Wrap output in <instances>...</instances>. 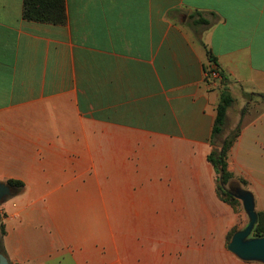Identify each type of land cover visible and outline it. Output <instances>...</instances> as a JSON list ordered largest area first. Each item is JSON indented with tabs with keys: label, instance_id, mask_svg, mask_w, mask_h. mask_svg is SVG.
Segmentation results:
<instances>
[{
	"label": "crops",
	"instance_id": "1",
	"mask_svg": "<svg viewBox=\"0 0 264 264\" xmlns=\"http://www.w3.org/2000/svg\"><path fill=\"white\" fill-rule=\"evenodd\" d=\"M24 2L0 0V182L24 183L0 205L9 264H264L228 247L248 212L217 193L206 77L210 53L242 125L229 171L262 175L264 0H65L64 23ZM183 167L193 201L166 194Z\"/></svg>",
	"mask_w": 264,
	"mask_h": 264
},
{
	"label": "trees",
	"instance_id": "2",
	"mask_svg": "<svg viewBox=\"0 0 264 264\" xmlns=\"http://www.w3.org/2000/svg\"><path fill=\"white\" fill-rule=\"evenodd\" d=\"M24 18L28 20H35L41 22H53V23H64L66 20V8L65 0H25L24 2ZM195 24L208 25L210 21L204 17L195 19ZM209 61L217 64V59L209 53ZM206 71H209V65L206 67ZM221 84L223 85L219 104L217 106V116L215 118L212 134L210 137L211 151L208 155V160L213 164L218 174L217 177V193L219 197L234 204L238 203L239 200L227 188V184L230 179L234 178L233 173L228 169V156L229 151L233 144L236 142L241 134V123H239L225 139L219 141V136L224 132L227 121H228V110L233 106L235 98L233 97L229 88V79L223 73ZM208 80V79H207ZM261 96L260 94L254 93L249 94L248 99ZM250 104V103H249ZM248 106L244 110H247ZM216 139L219 141L216 142ZM12 187L23 188L24 183L19 180L10 179L7 181ZM259 218L256 224L254 234L256 237L264 236V211L258 213ZM235 228L229 233V241L232 239ZM6 234L4 222L0 219V247L3 245L4 236Z\"/></svg>",
	"mask_w": 264,
	"mask_h": 264
},
{
	"label": "rangeland",
	"instance_id": "3",
	"mask_svg": "<svg viewBox=\"0 0 264 264\" xmlns=\"http://www.w3.org/2000/svg\"><path fill=\"white\" fill-rule=\"evenodd\" d=\"M239 112H240V109L237 108V106L234 107V117ZM233 122H232V124H233ZM226 125L228 126L229 123ZM227 126H226L224 132L219 136V138H218L219 141L225 139L228 135H230L232 130L236 127L235 126L232 129L231 127L228 128ZM227 128H228V130H227ZM218 140L216 139V142H218V144H219ZM188 171L189 170L187 167H183V172L185 174H184V177L182 178V180L187 182V185H185V188H184L185 194L178 191L177 189L175 191H174V189L173 190L168 189V191L166 193L168 196H174V195L184 196V197H187L191 201H193L199 197V195H200L199 194V192H200L199 187H198V185H195L194 181H191L192 179H191V176H190ZM217 177H218V175H217ZM204 184L207 185L208 188L210 189L211 185H210L209 181H205ZM227 188L230 190H233L237 195L244 194L246 191L252 195L254 202L257 203V201L264 199V173L262 175H259L258 172L256 171V168L253 165L245 163L243 165L241 178L240 179H237V178L230 179V181L227 184ZM203 190L206 192L207 188L205 186H203ZM173 192H174V194L171 195ZM236 198L239 200V202L234 204L235 212L239 213L241 211H245L246 207H245V203H243L242 198H240V197H236ZM0 205H2V204H0ZM118 206H120V204L119 205L118 204H105V205H101V208L105 207L108 209H110V208L112 209V208H115ZM121 206L124 207L127 205L121 204ZM191 206H198V204H194ZM246 217L247 218L244 219V222L247 224H245V225L242 224L241 225L242 227L237 225L235 227L236 232L240 231V230H245L247 228V226L249 225V223L251 221V216L249 213H248V215L246 213ZM258 218H259V215H258ZM0 219L3 220L2 213H0ZM256 224L257 223H255L253 230L251 231V234L248 236V239L256 237L254 234Z\"/></svg>",
	"mask_w": 264,
	"mask_h": 264
},
{
	"label": "water",
	"instance_id": "4",
	"mask_svg": "<svg viewBox=\"0 0 264 264\" xmlns=\"http://www.w3.org/2000/svg\"><path fill=\"white\" fill-rule=\"evenodd\" d=\"M264 101V95H263ZM14 187L10 184L0 182V204L4 203L15 193ZM231 192L236 196L242 198L245 203L247 212L251 216V221L245 230L237 231L232 240L229 242V249L243 259H258L264 261V236L248 239L255 223L258 220V214L255 210V202L250 193L237 195L233 190ZM0 264H9L8 259L0 254Z\"/></svg>",
	"mask_w": 264,
	"mask_h": 264
},
{
	"label": "built area",
	"instance_id": "5",
	"mask_svg": "<svg viewBox=\"0 0 264 264\" xmlns=\"http://www.w3.org/2000/svg\"><path fill=\"white\" fill-rule=\"evenodd\" d=\"M206 77L210 81H216L222 79V75L220 71L217 69V67L214 66L213 63L209 65V71H207Z\"/></svg>",
	"mask_w": 264,
	"mask_h": 264
}]
</instances>
